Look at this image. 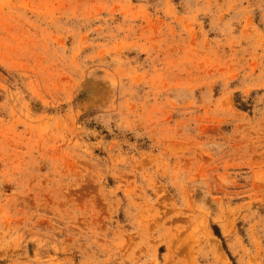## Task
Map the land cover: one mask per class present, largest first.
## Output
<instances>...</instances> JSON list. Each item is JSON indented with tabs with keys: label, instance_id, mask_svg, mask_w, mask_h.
I'll return each mask as SVG.
<instances>
[{
	"label": "rangeland",
	"instance_id": "obj_1",
	"mask_svg": "<svg viewBox=\"0 0 264 264\" xmlns=\"http://www.w3.org/2000/svg\"><path fill=\"white\" fill-rule=\"evenodd\" d=\"M0 264H264V0H0Z\"/></svg>",
	"mask_w": 264,
	"mask_h": 264
}]
</instances>
